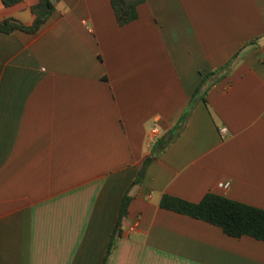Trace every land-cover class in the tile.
Returning a JSON list of instances; mask_svg holds the SVG:
<instances>
[{"label": "crops", "instance_id": "0c3cea01", "mask_svg": "<svg viewBox=\"0 0 264 264\" xmlns=\"http://www.w3.org/2000/svg\"><path fill=\"white\" fill-rule=\"evenodd\" d=\"M38 2L0 0V23ZM127 193L108 264H264V241L161 207L264 210V0H144L126 26L61 0L0 34V264H104Z\"/></svg>", "mask_w": 264, "mask_h": 264}, {"label": "trees", "instance_id": "16d2710c", "mask_svg": "<svg viewBox=\"0 0 264 264\" xmlns=\"http://www.w3.org/2000/svg\"><path fill=\"white\" fill-rule=\"evenodd\" d=\"M6 7L17 5L25 0H1ZM61 0H39L32 7V12L36 16L32 26H26L15 19H6L0 23V34H12L16 31H22L29 34L37 33L53 16L56 11V5ZM144 0H111L113 10L120 26H126L139 17V6ZM211 72L205 75L199 88L194 94V99L204 89L205 84L212 77L220 75L226 68ZM148 162L145 163L139 173L136 183H140ZM131 197L127 193L122 201L118 222L104 264H108L111 254L122 236V223L128 215V209ZM161 207L179 214L187 215L195 219L207 222L221 228L224 233L234 238L251 237L259 241H264V210L250 206L238 201H234L216 193L207 194L199 203H192L177 197L165 195L161 200Z\"/></svg>", "mask_w": 264, "mask_h": 264}, {"label": "built area", "instance_id": "2783aa9c", "mask_svg": "<svg viewBox=\"0 0 264 264\" xmlns=\"http://www.w3.org/2000/svg\"><path fill=\"white\" fill-rule=\"evenodd\" d=\"M221 132L223 134H225L227 132V129L226 128H222ZM154 133H157V131L155 130ZM231 185H232L231 182H224V183L219 184V188L223 189V190H229L231 188Z\"/></svg>", "mask_w": 264, "mask_h": 264}]
</instances>
